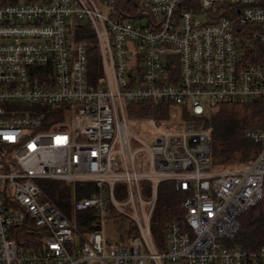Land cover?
<instances>
[{
  "label": "built area",
  "instance_id": "2783aa9c",
  "mask_svg": "<svg viewBox=\"0 0 264 264\" xmlns=\"http://www.w3.org/2000/svg\"><path fill=\"white\" fill-rule=\"evenodd\" d=\"M185 1L147 0L135 23L104 14L96 0H0V264H264V247L232 244L242 216L264 198V129L248 132L259 152L245 167L214 170L212 128L189 119L171 132L149 119L148 144L128 123L135 102L187 107L202 119L224 102L264 101V64L243 63L232 21L212 14L236 7L264 44V0ZM83 22L102 61L95 84L87 47L71 34ZM65 104L61 123L44 118ZM41 180L91 184L74 210L93 211V229L67 218ZM164 183L184 197V214L158 238L152 221ZM26 221L38 251L13 237Z\"/></svg>",
  "mask_w": 264,
  "mask_h": 264
},
{
  "label": "trees",
  "instance_id": "16d2710c",
  "mask_svg": "<svg viewBox=\"0 0 264 264\" xmlns=\"http://www.w3.org/2000/svg\"><path fill=\"white\" fill-rule=\"evenodd\" d=\"M193 0L185 1L182 7H192ZM145 0H115L109 14L115 19L139 23L146 17ZM213 18L228 17L234 27L237 45L241 50V58L245 64H264V44L261 40V29L242 22L237 8L228 4L218 5L213 10ZM73 41L87 47L89 59V78L91 83H97L103 76L102 61L97 46L96 35L87 22H83L72 31ZM173 104L166 102L145 101L130 103L127 106V116L131 118L153 117L162 120L169 116ZM70 106L65 104L50 112L45 110L44 118L54 124L61 123ZM185 119H191V113L184 107ZM203 127L212 128L211 167L214 170L237 169L245 167L254 159L258 145L248 137L252 130L264 129V101L224 102L215 108H209L202 117ZM41 189L46 196L69 218L81 231H91L93 211L79 212L73 215L74 203L93 193L91 184L76 183L74 186L59 180H41ZM184 197L170 183L162 184L158 189V201L153 214V234L163 238L168 222L173 219L182 220ZM241 229L233 241V245L246 251H255L264 247V198L262 202L248 210L241 218ZM13 237L18 246L25 250L41 249L36 242L38 232L35 226L26 221L16 228Z\"/></svg>",
  "mask_w": 264,
  "mask_h": 264
},
{
  "label": "rangeland",
  "instance_id": "374dc122",
  "mask_svg": "<svg viewBox=\"0 0 264 264\" xmlns=\"http://www.w3.org/2000/svg\"><path fill=\"white\" fill-rule=\"evenodd\" d=\"M145 1H147V0H145ZM96 2L98 4L100 10L104 14L109 13L111 7L105 6L104 3L101 2V0H96ZM197 19L200 22H205V16L204 15H198ZM169 110H170L169 114H168L169 116H166L162 120L154 119L153 117H145V118L137 119V118H131L128 116L129 126L143 142L148 143V144L151 143V141L153 140V137L155 136L154 129L149 124V119H154L155 122L157 123L158 127L164 131L167 130V131H171V132H180L182 130H185L188 120L185 119L184 107L172 105ZM191 121H195L198 124L202 123L201 119H192L191 118ZM138 146H140V145L138 144ZM138 160L141 163H144V168L146 169L147 157H146L145 153H141L138 156ZM238 168H240V167H238ZM66 184L74 186L76 183L75 182H67ZM73 215H75V216L79 215V212L73 211ZM106 230H107V235H110V236L113 235V229H112L110 224H106Z\"/></svg>",
  "mask_w": 264,
  "mask_h": 264
},
{
  "label": "water",
  "instance_id": "95a60500",
  "mask_svg": "<svg viewBox=\"0 0 264 264\" xmlns=\"http://www.w3.org/2000/svg\"><path fill=\"white\" fill-rule=\"evenodd\" d=\"M240 13V10H238V14Z\"/></svg>",
  "mask_w": 264,
  "mask_h": 264
}]
</instances>
